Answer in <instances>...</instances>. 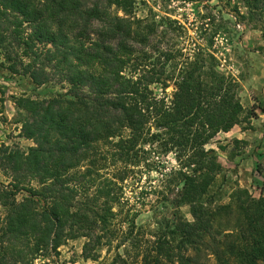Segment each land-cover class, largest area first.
<instances>
[{"label": "trees", "instance_id": "trees-1", "mask_svg": "<svg viewBox=\"0 0 264 264\" xmlns=\"http://www.w3.org/2000/svg\"><path fill=\"white\" fill-rule=\"evenodd\" d=\"M245 3L264 16V0ZM138 4L0 0V50L9 71L20 74V65L35 85L52 74L69 85L49 100L17 99L29 114L23 135L36 147L8 157L13 183L0 190V264H34L80 238L85 260L115 250L102 264L264 262V186L258 199L239 190L231 205L203 202L223 170L209 145L244 123L252 129L264 105L246 111L239 81L221 72L212 54L167 49L157 59L161 24L137 18ZM171 154L178 168L163 177L161 201L176 210L147 239L126 206L124 185ZM224 218H232L231 229L220 228Z\"/></svg>", "mask_w": 264, "mask_h": 264}, {"label": "rangeland", "instance_id": "rangeland-1", "mask_svg": "<svg viewBox=\"0 0 264 264\" xmlns=\"http://www.w3.org/2000/svg\"><path fill=\"white\" fill-rule=\"evenodd\" d=\"M138 3L135 12L137 18H148L161 24L154 45L157 59L159 52L167 49L183 50L186 54L198 51L212 54L219 61V70L233 75L239 81L241 101L246 111L253 105L264 104L260 100L262 96L259 89L262 87L264 90V16L251 12L245 0H138ZM39 52L42 53L41 50ZM162 61L160 59L159 62ZM9 66L10 63L4 59V51L0 50V190L5 191L13 183L9 155L13 152L27 154L30 148L36 147L33 140L23 135V124L29 114L18 106L17 99L49 100L69 89L68 84L59 83L53 74L49 77V83L35 85L28 75H23L20 65V74H12ZM154 90L162 95L159 87H154ZM173 91L174 87L170 86L166 93L171 96ZM258 112L264 115L260 110ZM239 126L244 130L248 127L246 123ZM260 126L261 132H264V121ZM253 142L254 146L261 148L264 146V137H257ZM247 145L246 141L231 140V131L219 134L209 145L208 148L216 150L223 170L214 176L213 185L203 199L207 207L233 204L239 190H247L256 199L261 197L264 152L259 154L255 149L252 152V156L255 153L257 156H253L254 161L247 165L248 181L244 175L241 178L238 165L234 162ZM177 168L174 155L158 157L142 174L125 182L123 191L126 206L136 216V227L146 233L147 239L161 224L165 227L172 220L171 214L176 209L168 202L161 201V182L163 177ZM18 179L23 182L19 183L21 186H29L21 176ZM241 179L247 182L243 187L239 184ZM32 184L38 186L36 182ZM25 193L22 191L18 200ZM10 201V198L4 200ZM1 210L4 211L3 208ZM178 211L184 219L193 221L189 206L181 205ZM233 224L232 218H224L220 228L231 229ZM85 242L84 238L68 241L59 248V255L52 258L36 256L34 264H102L110 262L116 254L115 250L108 252L105 249L101 251L99 261L85 260L82 257ZM210 260L211 264H215L213 258Z\"/></svg>", "mask_w": 264, "mask_h": 264}, {"label": "crops", "instance_id": "crops-1", "mask_svg": "<svg viewBox=\"0 0 264 264\" xmlns=\"http://www.w3.org/2000/svg\"><path fill=\"white\" fill-rule=\"evenodd\" d=\"M259 89L261 91L260 95L262 96L260 100L264 103V90L262 87ZM258 114H259V117L252 120L251 125L253 129L244 130L240 126H236L231 130V140H234V142H237V141L248 142L247 148L245 150L243 149V151L240 152L241 154L237 155L234 159V162L238 165V173L241 175V178H243V175H244V177L247 178L245 179L247 181H248L247 171H249V167L247 165H249L251 162L254 161L253 156H257L256 153L252 156V152L254 153L255 151H257L259 154L264 152V146H262L261 148H257L256 146H254L255 144L253 142V139H257V137H260V136L261 138L264 137V132H261V129H260V127H262L260 126L261 122L264 121L262 120L264 115H261L259 112ZM245 183L247 182L244 181V179H241V181H239V184L241 185V187H243Z\"/></svg>", "mask_w": 264, "mask_h": 264}]
</instances>
